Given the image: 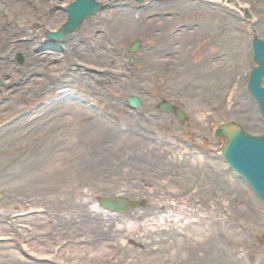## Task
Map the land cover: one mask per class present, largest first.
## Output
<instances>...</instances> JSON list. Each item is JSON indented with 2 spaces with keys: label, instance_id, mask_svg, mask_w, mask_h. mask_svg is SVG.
<instances>
[{
  "label": "rangeland",
  "instance_id": "1",
  "mask_svg": "<svg viewBox=\"0 0 264 264\" xmlns=\"http://www.w3.org/2000/svg\"><path fill=\"white\" fill-rule=\"evenodd\" d=\"M73 1L0 0V124L64 116L73 123L65 137L96 121L124 126L122 132L147 139L141 147L160 152L167 163L181 160L188 168L205 169L221 165L224 178L244 188L254 216L264 221V203L227 165L221 152L225 140L213 133L215 124L227 122L238 124L253 136L264 132L258 106L247 91L248 81L244 84L255 67L253 32L264 41V0H235L249 9L251 22L236 7L226 8L221 0L219 4L209 0H146L142 5L96 0L102 11L87 20L78 33L61 42L50 41L46 32L61 29ZM121 13H132L135 25L125 22L127 29L121 30ZM136 40L142 47L132 56L129 49ZM220 54H225L223 59ZM132 96L142 100L141 110L129 108L127 99ZM163 100L186 112L183 125L175 116L159 112ZM19 152L7 146L0 158L10 160ZM174 169L170 171L175 175ZM173 189L183 191L176 182L170 184L169 191ZM188 191L193 194L181 198L191 202L187 205H196L193 211L197 213L169 211L180 221L176 227L189 232L192 226L204 225L202 230H206L218 216L225 227L237 229L236 244L232 243L237 255L246 259L253 251L258 264H264V226L248 229L243 223L238 227L225 216L223 207L228 201L220 199L214 205L205 196L196 195L195 186ZM212 192L214 198L221 196L214 189ZM13 201L0 194V210ZM148 202V198L130 201L132 209L112 214L123 218L142 212L148 209ZM24 206L25 212L13 214V220L19 215L33 217L28 210L35 206L29 201ZM25 221L7 226L11 231L0 235V245L29 263L52 264L48 258L43 263L35 261L30 251L43 249L44 240L49 238L41 234L36 240Z\"/></svg>",
  "mask_w": 264,
  "mask_h": 264
},
{
  "label": "bare ground",
  "instance_id": "2",
  "mask_svg": "<svg viewBox=\"0 0 264 264\" xmlns=\"http://www.w3.org/2000/svg\"><path fill=\"white\" fill-rule=\"evenodd\" d=\"M223 3L235 5L233 0ZM120 16L121 30L127 29L125 22L135 25L132 13ZM72 124L64 116L0 124V155L7 146L21 150L10 160L0 158V194L14 200L0 210V235L11 231L7 226L26 220L36 240L41 234L49 238L43 249L30 251L40 263L48 258L52 264H258L253 251L246 259L237 255L232 245L237 229L225 227L220 217L214 216L206 230L202 225L186 232L176 227L180 221L169 212L197 213L196 205H187L191 202L181 198L193 194L188 191L193 185L196 195L214 205L220 199L228 201L223 208L229 222L238 227L244 223L248 229L264 226L254 216L244 188L226 180L221 165L211 170L188 168L181 160L167 163L160 152L141 147L147 139L134 138L122 132L124 126L102 121L65 137ZM172 182L183 191H169ZM212 189L221 196L214 198ZM142 198L149 199L148 209L123 218L100 205L103 199ZM25 201L35 206L28 210L33 217L19 215L13 220V214L25 212ZM0 264L34 263L0 245Z\"/></svg>",
  "mask_w": 264,
  "mask_h": 264
},
{
  "label": "water",
  "instance_id": "3",
  "mask_svg": "<svg viewBox=\"0 0 264 264\" xmlns=\"http://www.w3.org/2000/svg\"><path fill=\"white\" fill-rule=\"evenodd\" d=\"M127 1V0H112ZM138 5L143 4L146 0H130ZM103 7L95 0H75L68 8V20L66 24L57 32H46V37L54 42L61 41L65 37L76 33L80 30L85 20L93 17ZM251 15L246 11V18ZM141 47V42H135L131 49V54H136ZM253 61L257 65L250 76L248 91L256 100L260 113L264 119V41L254 35L252 40ZM128 103L133 108L141 107V100L137 97L128 99ZM161 112L170 113L172 106L168 103L160 106ZM177 116L183 123L184 114L177 109ZM214 134L217 138L226 139L222 145V155L230 167L237 172L257 196L264 202V133L261 136H252L235 123H224L214 126ZM103 208L119 213L132 209L134 206L125 201H120L115 205L111 200L104 199L101 201Z\"/></svg>",
  "mask_w": 264,
  "mask_h": 264
},
{
  "label": "flooded vegetation",
  "instance_id": "4",
  "mask_svg": "<svg viewBox=\"0 0 264 264\" xmlns=\"http://www.w3.org/2000/svg\"><path fill=\"white\" fill-rule=\"evenodd\" d=\"M179 32V31H178ZM176 35H178V34H176ZM93 54H95V53H93ZM163 56H165V58H174L175 56H174V54H162ZM225 54H220V59H223V56H224ZM164 101H166V100H163V101H161V102H164ZM172 116H175V114H172Z\"/></svg>",
  "mask_w": 264,
  "mask_h": 264
}]
</instances>
